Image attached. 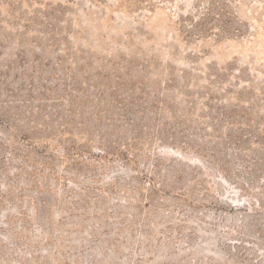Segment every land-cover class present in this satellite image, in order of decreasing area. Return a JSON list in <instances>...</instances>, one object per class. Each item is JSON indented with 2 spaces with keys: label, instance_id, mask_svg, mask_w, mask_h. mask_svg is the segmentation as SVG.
<instances>
[{
  "label": "rangeland",
  "instance_id": "rangeland-1",
  "mask_svg": "<svg viewBox=\"0 0 264 264\" xmlns=\"http://www.w3.org/2000/svg\"><path fill=\"white\" fill-rule=\"evenodd\" d=\"M0 264H264V0H0Z\"/></svg>",
  "mask_w": 264,
  "mask_h": 264
},
{
  "label": "trees",
  "instance_id": "trees-1",
  "mask_svg": "<svg viewBox=\"0 0 264 264\" xmlns=\"http://www.w3.org/2000/svg\"><path fill=\"white\" fill-rule=\"evenodd\" d=\"M208 11H210L211 12V10L210 9H208ZM108 151H114L113 153H115L116 151H117V149L116 148H113V146H108Z\"/></svg>",
  "mask_w": 264,
  "mask_h": 264
}]
</instances>
